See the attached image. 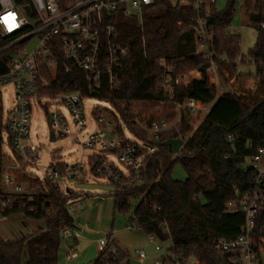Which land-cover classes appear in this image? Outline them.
<instances>
[{
  "label": "trees",
  "instance_id": "1",
  "mask_svg": "<svg viewBox=\"0 0 264 264\" xmlns=\"http://www.w3.org/2000/svg\"><path fill=\"white\" fill-rule=\"evenodd\" d=\"M22 6L28 0H12ZM225 10L213 6L206 20L211 36V52L219 74V87L230 90L218 96V87L209 82L206 69L209 62L199 52L195 26L197 18L190 7L173 6L169 0H155L145 7L141 19L126 17L117 12L110 22L116 29V42L128 47V55L121 70V87L111 91L107 85L96 94V98L110 103L120 114L128 130L154 149L145 157L144 183L132 189H115L105 195L113 200V211L126 215L131 202L140 200L128 223L147 235H155L162 242L168 227L176 255L185 259L194 257L200 264H231L226 256L215 250L218 240L232 241L243 231L244 213L228 209L230 202H240L253 188V171L247 167L249 158L256 149L264 145V73L257 69L255 74L242 73L238 63L246 60L264 64V30L259 29L256 45L248 58H240V37L229 33L236 16L235 0H228ZM251 7L248 0L244 10ZM256 14L249 17L256 25L264 23V2L257 0ZM9 40L0 36V49ZM18 51L17 47L0 53V74L7 72L9 58ZM58 60L56 80L50 89L52 94L81 92L87 96L88 83L77 71L66 73L63 63L67 60L56 50ZM165 59L175 69L176 75L199 70L202 79L188 86H178L172 98L159 88L162 69L159 59ZM253 82L251 88L245 83ZM203 108L211 105L207 115L194 124L189 120V110L179 112L177 129L163 133L158 142H148L145 131L136 125L129 115L132 104L165 103L176 109L188 102ZM102 109L95 108L93 115ZM104 114H109L104 111ZM137 118V117H136ZM154 116L142 118L149 126ZM115 121L116 120L115 118ZM121 134V132H119ZM180 139L183 146L178 153L161 144L167 140ZM3 139L0 129V167H5L2 154ZM16 154V153H15ZM17 155V154H16ZM59 161V160H56ZM60 161L57 166L63 168ZM180 164L186 172L185 181L173 178L175 165ZM46 192H38L29 198H14L13 206L3 209L0 215L10 217L22 215L44 229L38 230L21 240L0 241V264H58L63 239L61 231L74 227L68 208L69 202L81 194L69 192L64 195L48 185ZM3 192L0 191V196ZM264 235V204L258 213L254 240L259 243ZM27 260H24V253ZM260 256V255H259ZM261 257V256H260ZM93 264H130L129 257L120 249L112 235L106 238L105 247Z\"/></svg>",
  "mask_w": 264,
  "mask_h": 264
},
{
  "label": "built area",
  "instance_id": "2",
  "mask_svg": "<svg viewBox=\"0 0 264 264\" xmlns=\"http://www.w3.org/2000/svg\"><path fill=\"white\" fill-rule=\"evenodd\" d=\"M173 6L190 7L195 13L197 24L195 35L199 52L203 59L209 62L206 73L209 82L219 88V74L211 52L212 36L206 27V20L217 0H169ZM248 0H235L236 14L244 10ZM264 2V0H260ZM155 0H28L22 6H17L12 0H0V36L9 40L0 49V53L17 47L18 51L9 58L7 72L0 74V129L3 143L11 148L13 158L17 163L15 168L0 167V184L5 183L7 190L0 188V206L7 209L13 206L14 198H29L36 194V187L24 188L15 183L12 170L24 171L35 167L41 162L39 149L28 143L30 118L33 107H42L47 113V121L55 138H70L83 151L94 150L87 163L82 159L73 164L65 163L59 168V161H54L45 172V182L55 191L64 195L73 192L69 186L76 184L90 172L92 175L107 181V186L115 189H132L144 183L145 157L154 151L153 148L129 141L125 138L122 125H116L108 115L99 113L93 115V122L101 128L95 133H88V120L85 116V101L96 98V94L107 85L111 91H119L121 87V70L123 61L128 55V47L116 42V29L110 22L117 12L126 17L137 16L141 19L143 9L154 4ZM251 9L246 14L249 17L256 14L254 8L257 0H250ZM26 7L31 15L26 12ZM264 30V23L257 24ZM233 36L240 37V30ZM32 40L34 42L32 43ZM32 44L31 51H25ZM61 49V54L67 60L63 63L66 73L77 71L85 77L88 83L87 96L81 92H65L52 94L50 89L56 80L58 60L55 51ZM163 73L158 88L169 98L173 97L178 86H188L194 80L202 79V73L194 70L176 75L175 69L163 58L157 61ZM245 65L260 69L264 73V64L254 60H246ZM12 91L9 110L4 107V89ZM220 89H218L219 92ZM178 112L187 108L196 113L197 107L193 101L185 106H178ZM62 110H66L67 115ZM178 119L170 124L166 120L153 121L143 128L152 142H158L163 133L177 127ZM121 132V134L118 132ZM84 137L85 139H82ZM4 146V144H3ZM97 150V151H96ZM17 155H16V154ZM2 154L4 152L2 150ZM83 157L85 155L83 154ZM111 158H114L113 161ZM247 169L253 171V188L246 193L240 202H230L227 206L232 212L244 213V228L242 233L232 241L218 240L214 247L222 256H226L231 264H260V254L264 248V235L259 243L254 240L255 222L264 204V145L256 149L249 158ZM64 185V189L61 187ZM43 192V191H42ZM74 201L69 202V207ZM136 220L133 219V222ZM137 228L135 223H128L127 230ZM163 233L170 241L168 248L155 245L156 260L154 264H200L194 257L185 259L175 254L168 227ZM63 241L69 237L80 238L81 234L74 227L61 231ZM158 238L148 235L149 243L155 244ZM106 241L100 242L103 249ZM67 260L74 258L73 249L69 248ZM143 262L147 256L144 250L138 253Z\"/></svg>",
  "mask_w": 264,
  "mask_h": 264
},
{
  "label": "rangeland",
  "instance_id": "3",
  "mask_svg": "<svg viewBox=\"0 0 264 264\" xmlns=\"http://www.w3.org/2000/svg\"><path fill=\"white\" fill-rule=\"evenodd\" d=\"M228 0H217V9L219 11H223L228 6ZM251 9V8H250ZM249 9V10H250ZM248 10V12H249ZM257 25L254 22H251L246 15L245 10H242L240 13H237L234 20L232 21L229 27V33L235 34L237 30H240V48L241 54L240 58H248L250 51L254 49L257 41ZM34 40H32V43ZM32 44L27 46L25 51H31ZM239 71L242 73H251L255 74L256 69L251 67L250 65H242L240 62L238 63ZM253 86V82L245 83V88H251ZM220 89L218 92V96L222 95L224 91H229L230 88H218ZM11 97L12 91L10 88L4 89V107L5 110H9L11 106ZM211 105H208L203 108H199L196 113H189V120L194 124H200V122L207 115ZM95 108L102 109L100 113H105L104 111H108V117H110L116 125H122V129L124 132V136L127 140L136 142L138 144L141 143V139H138L135 135H133L125 125L124 121L120 117L119 112L110 104L105 101H101L97 98H89L85 101V116L88 120L90 133H95L100 131L101 128L94 124L92 118L93 110ZM53 109L45 110L42 107H33V112L30 118V126H29V140L28 143L32 144L35 148L39 149V155L41 157V162H39L35 167H29L24 171H16L12 170L11 174L14 176L15 183H19L24 188L28 189L31 187H36L38 192H46L48 190V185L45 182V172L46 169L54 163L56 160H60L64 163L73 164L76 162H80L82 159L87 163L88 157L95 153L94 150H86L83 151L79 146L73 143V140L70 138H56L54 142L50 140L51 129L47 121V113L52 112ZM65 115H67L66 110H62ZM129 115L136 120L137 123L141 124L144 127H147L141 119L146 118L150 115H153V121H161L166 120L170 124H173L175 120L179 117L178 108L174 109L168 104L165 103H134L131 105L129 110ZM107 116V114H106ZM137 117V118H136ZM116 120L118 121H115ZM152 121V122H153ZM140 130H144L139 127ZM178 127L174 128L177 129ZM145 131V130H144ZM118 132H120L118 130ZM82 139H85L82 137ZM145 139L148 142H152L148 133L145 131ZM97 151V150H96ZM3 152L5 156V166H9L11 168H15L17 163L9 160V158H13L11 148L9 145L4 142ZM83 154L85 157H83ZM115 161L114 158H111ZM249 164V161H248ZM247 164V165H248ZM173 178L177 181H185L187 178L186 172L180 164L175 165L173 169ZM78 185H90V186H107V181L98 178L92 175L90 172L83 179H80L76 182ZM71 190L74 193L81 194L77 199L78 203H83L92 200H108L104 192L101 191H83L75 188V184L71 183L69 185ZM64 189V185H61ZM0 188H4L5 191L7 187L5 183L2 181L0 184ZM140 203V200H134L131 202L130 210L126 215H121L119 213H115L113 211V207L109 211L110 214L107 215L106 219L102 221L99 220L96 215L90 217L89 220L84 222L85 229L82 231L83 238L79 240L80 245L75 246L76 253L83 259L85 262L83 264H91L94 263L99 255L98 248L99 242H104L108 235H112L113 239L116 240L120 249L123 252L130 254L131 256H137V253L141 250H144L147 258L144 260L143 264H153L154 257L156 254L155 245H160L163 248H168L170 246V241L166 240L162 242L161 240H156L155 244L149 243L148 235L142 229L135 228L133 230H127V224L131 218H133V212L136 206ZM84 206V204H83ZM20 219L15 220L13 223L9 221L3 220V217L0 215V235L7 236V230L13 226L14 228L18 226V221L28 220L24 216H17ZM134 219V218H133ZM30 222V221H28ZM24 228V227H23ZM24 233H27L23 230ZM30 232V230H29ZM32 232V231H31ZM27 235V234H25ZM12 239L13 237H7ZM4 239V238H2ZM65 247V243L63 241L61 250L59 254L65 256V252L62 251ZM24 260H27V253H24ZM261 260L264 264V249L261 253Z\"/></svg>",
  "mask_w": 264,
  "mask_h": 264
},
{
  "label": "crops",
  "instance_id": "4",
  "mask_svg": "<svg viewBox=\"0 0 264 264\" xmlns=\"http://www.w3.org/2000/svg\"><path fill=\"white\" fill-rule=\"evenodd\" d=\"M76 201L77 200H74V203H72V205L68 208V211H69L71 218L73 219L75 228L81 234V237L77 238V239H75L73 237H69L65 240V242H64L65 243V247H64L65 249L62 250L65 252V256H63L62 254H59L58 264H83V262H85L83 257L81 258L76 253V249H75V246L80 245L79 240H81L83 238L82 231L85 229L84 222L89 220L90 217H93V215H96L97 218L99 217L98 219L101 221H102V219L105 220L107 215L110 214L109 211L111 210V207H113V200L111 198H109L108 200H99V198H97V200L87 201V202H83V203L81 202L78 204ZM78 201H79V199H78ZM83 204H84V206H83ZM17 216H19V215L10 216V217H6V218L3 216L2 217H3V220L9 221L10 223H13L15 220L20 219V217H17ZM28 221H30V222H28ZM18 223H19L18 226H16L15 228L12 226L11 229L9 228L7 230V236L0 235V241H6L7 242V241H14V240H21V239L25 238L26 236H29L38 230L44 229L43 224H38V223L33 222L32 220H29V219L18 221ZM23 230H25L27 233H24ZM29 230H30V232H29ZM25 234H27V235H25ZM7 237H13V238L9 239ZM2 238H4V239H2ZM101 241H102V239H101ZM100 242L98 244L99 246H100ZM69 248L70 249L72 248L74 250L72 252L74 255V258L72 260H67V255H70L69 250H68ZM98 250L100 252L102 250V248L99 247ZM124 253L129 257L130 262H131V260H137L140 264H143L144 261L141 262L139 260L138 254L135 257V256H131L130 254H128L126 252H124ZM260 256H261V254H260ZM155 260H156V254L154 257L153 264L155 263ZM91 264H93V263H91ZM260 264H263L261 257H260Z\"/></svg>",
  "mask_w": 264,
  "mask_h": 264
},
{
  "label": "water",
  "instance_id": "5",
  "mask_svg": "<svg viewBox=\"0 0 264 264\" xmlns=\"http://www.w3.org/2000/svg\"><path fill=\"white\" fill-rule=\"evenodd\" d=\"M28 15H31V11L28 7L25 8ZM50 140L54 142L56 140L53 132L50 133ZM163 147L170 148L175 154L179 152L183 146V141L180 139L167 140L161 144ZM75 188L83 191H101L104 193H113L115 190L110 186H90V185H78L75 184ZM69 195V191L67 192ZM130 264H140L137 260H131Z\"/></svg>",
  "mask_w": 264,
  "mask_h": 264
}]
</instances>
